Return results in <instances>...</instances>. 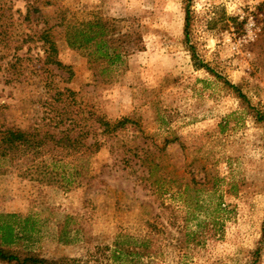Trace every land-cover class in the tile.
Here are the masks:
<instances>
[{
	"label": "rangeland",
	"instance_id": "rangeland-1",
	"mask_svg": "<svg viewBox=\"0 0 264 264\" xmlns=\"http://www.w3.org/2000/svg\"><path fill=\"white\" fill-rule=\"evenodd\" d=\"M191 10V44L213 74L184 44L183 0H0V125L51 128L56 142L69 128L82 142L74 156L49 145L56 185L0 175V214L29 220L15 251L73 264H119L120 247L143 264H264V0ZM97 20L143 40L107 84L67 44L68 28ZM48 22L73 77L44 64L40 43L16 51ZM100 117L131 123L105 134Z\"/></svg>",
	"mask_w": 264,
	"mask_h": 264
},
{
	"label": "trees",
	"instance_id": "trees-1",
	"mask_svg": "<svg viewBox=\"0 0 264 264\" xmlns=\"http://www.w3.org/2000/svg\"><path fill=\"white\" fill-rule=\"evenodd\" d=\"M192 0H183L185 10V46L191 52L194 65L198 69H206L210 73H214L200 59L197 58L195 48L191 44L193 13L191 10ZM33 11V10H31ZM30 11V12H31ZM5 12V11H4ZM28 12L25 21H29L31 13ZM4 16V13H3ZM35 23V21H31ZM55 25H50V22L44 23L41 29H34L33 35H25L18 43L20 45L16 51L23 49L27 44L40 43L41 49L44 52V64L55 66L59 70H65L73 77V72L69 67H66L59 61V50L57 43L53 37V29ZM33 29V28H31ZM67 44L70 48L77 51L85 52L88 58L90 69L93 71L95 81L98 84H107V79L104 78L106 72L111 71L109 68L117 66L123 62V58L130 55L132 52L139 51L143 47L142 35L140 32H124L117 25L111 24L104 20L95 22L83 23L79 26H73L67 30ZM0 51V62L5 60L7 55ZM101 64L106 65V69L102 71L99 67ZM3 70V65L0 64V73ZM101 70L102 72H100ZM102 73V74H101ZM218 79L224 80L221 76L215 74ZM233 88L239 95V98L246 100L239 87L225 82ZM68 90H66L67 92ZM257 121L264 125V113L256 112ZM98 123L103 128L105 134L115 132L119 129L127 127L129 120H121L115 124H111L104 117L98 118ZM60 127V126H59ZM58 129V128H57ZM43 128L34 130H22L17 127L0 125V162H7L9 167H0V175L10 172L11 170L19 171L24 178L38 181L45 185H56L58 172L52 168L46 159H51L49 145L52 143L64 144L63 150L69 151L70 156L77 153V146L82 144L78 138H72L69 134V128L59 131V142L55 140V134L51 133V128L44 134ZM90 151L93 146L84 144ZM149 158L145 159V162ZM59 181V180H58ZM16 215L0 214V261L7 264H73L66 258L59 260H48L39 257L31 251L14 250L20 241L18 228L22 225L24 231L29 227V220L19 222ZM263 240H264V224H263ZM138 253L125 248H117L113 252V260L119 264H143L137 259ZM125 261L122 262V259ZM132 258V259H131ZM121 262V263H120Z\"/></svg>",
	"mask_w": 264,
	"mask_h": 264
}]
</instances>
